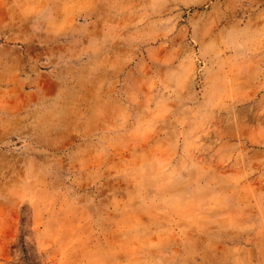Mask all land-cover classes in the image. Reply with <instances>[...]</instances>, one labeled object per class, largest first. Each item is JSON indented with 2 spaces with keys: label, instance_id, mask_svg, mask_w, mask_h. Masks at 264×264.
Segmentation results:
<instances>
[{
  "label": "rangeland",
  "instance_id": "374dc122",
  "mask_svg": "<svg viewBox=\"0 0 264 264\" xmlns=\"http://www.w3.org/2000/svg\"><path fill=\"white\" fill-rule=\"evenodd\" d=\"M0 264H264V0H0Z\"/></svg>",
  "mask_w": 264,
  "mask_h": 264
}]
</instances>
